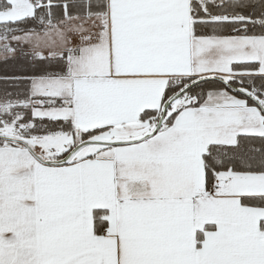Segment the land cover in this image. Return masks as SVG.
<instances>
[{"label":"snow or ice","instance_id":"snow-or-ice-1","mask_svg":"<svg viewBox=\"0 0 264 264\" xmlns=\"http://www.w3.org/2000/svg\"><path fill=\"white\" fill-rule=\"evenodd\" d=\"M0 54V264H264V0H0Z\"/></svg>","mask_w":264,"mask_h":264},{"label":"trees","instance_id":"trees-1","mask_svg":"<svg viewBox=\"0 0 264 264\" xmlns=\"http://www.w3.org/2000/svg\"><path fill=\"white\" fill-rule=\"evenodd\" d=\"M34 72V69L26 62L18 61H0V73L5 76H18V75H30ZM4 86L3 80H0V88Z\"/></svg>","mask_w":264,"mask_h":264},{"label":"rangeland","instance_id":"rangeland-1","mask_svg":"<svg viewBox=\"0 0 264 264\" xmlns=\"http://www.w3.org/2000/svg\"><path fill=\"white\" fill-rule=\"evenodd\" d=\"M13 44L15 45V42H13ZM9 60H11V61H18V60H21V61H23L21 58H16V59H12L11 57H9V59H8V61ZM0 61L2 62V61H5V58H4V56H3V54H0ZM3 74L2 73H0V77L2 76Z\"/></svg>","mask_w":264,"mask_h":264}]
</instances>
